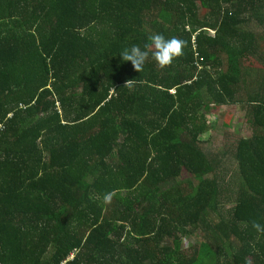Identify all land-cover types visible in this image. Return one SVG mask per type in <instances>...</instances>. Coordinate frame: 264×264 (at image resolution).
<instances>
[{
	"label": "trees",
	"instance_id": "1",
	"mask_svg": "<svg viewBox=\"0 0 264 264\" xmlns=\"http://www.w3.org/2000/svg\"><path fill=\"white\" fill-rule=\"evenodd\" d=\"M253 22L264 0H0V264H264ZM155 33L182 55L123 61ZM227 105L253 135L212 157Z\"/></svg>",
	"mask_w": 264,
	"mask_h": 264
},
{
	"label": "rangeland",
	"instance_id": "2",
	"mask_svg": "<svg viewBox=\"0 0 264 264\" xmlns=\"http://www.w3.org/2000/svg\"><path fill=\"white\" fill-rule=\"evenodd\" d=\"M252 25L251 27H246V29L254 30L257 35H260L259 41H261L262 46H264V27H254V22ZM244 69H246V72H249L250 75L257 76L260 74V70H251L252 68ZM207 116L208 119H210L209 125L212 126V129L211 132L204 134L201 140L203 141V149L212 157L230 148L231 144L233 146L236 145L240 138L251 137L253 135L251 125L246 121L245 112L237 106H224L218 113L211 110V112L207 113ZM191 177L192 176L184 173L180 179L184 180L185 178ZM183 242L185 248H187L189 245L197 244L199 239L196 237H184Z\"/></svg>",
	"mask_w": 264,
	"mask_h": 264
},
{
	"label": "clouds",
	"instance_id": "3",
	"mask_svg": "<svg viewBox=\"0 0 264 264\" xmlns=\"http://www.w3.org/2000/svg\"><path fill=\"white\" fill-rule=\"evenodd\" d=\"M151 45L144 44L132 45L125 49L119 55L123 61H130L137 71H140L145 62L151 56L160 67L169 65L176 57L182 55V46L184 42L176 37L167 38L163 34L155 33L149 36ZM154 47V50H153ZM125 86H128L127 83ZM110 199V194L105 196V201ZM253 227L258 232H264V226L259 223H253Z\"/></svg>",
	"mask_w": 264,
	"mask_h": 264
},
{
	"label": "crops",
	"instance_id": "4",
	"mask_svg": "<svg viewBox=\"0 0 264 264\" xmlns=\"http://www.w3.org/2000/svg\"><path fill=\"white\" fill-rule=\"evenodd\" d=\"M210 121V119H208Z\"/></svg>",
	"mask_w": 264,
	"mask_h": 264
}]
</instances>
